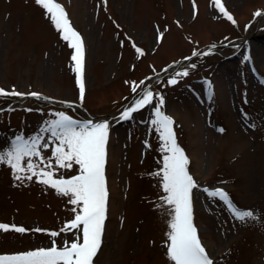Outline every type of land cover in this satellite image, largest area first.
<instances>
[{
    "label": "rangeland",
    "instance_id": "1",
    "mask_svg": "<svg viewBox=\"0 0 264 264\" xmlns=\"http://www.w3.org/2000/svg\"><path fill=\"white\" fill-rule=\"evenodd\" d=\"M57 1L83 38L84 99L73 70V49L43 6L37 0H0V87L15 85L26 93L0 95V106L14 99L10 109L0 112V150L18 132L27 137L39 131L56 111L76 119H108L109 203L94 264H169L162 244L167 217L158 206L165 193L154 175L162 167V141L151 124L156 94H163L159 106L173 117L177 142L197 181L194 223L206 250L215 264H264V0H221L235 23L215 0ZM246 55L251 59L245 60ZM169 64L171 69L148 85ZM172 75H177L175 84L168 83ZM144 86L153 90L152 105L120 119L118 113ZM32 92L72 107L28 96ZM49 135L42 133V143ZM42 151L51 156L49 149ZM76 170L74 165L61 172ZM218 187L239 208L254 209L258 216L237 219L220 197L209 194L208 189ZM47 188L34 179L14 184L10 166L0 163V222L32 229L0 230V252L51 246L53 240L62 246L73 238L62 229L74 206L67 195ZM37 228L59 234L52 237Z\"/></svg>",
    "mask_w": 264,
    "mask_h": 264
},
{
    "label": "snow or ice",
    "instance_id": "2",
    "mask_svg": "<svg viewBox=\"0 0 264 264\" xmlns=\"http://www.w3.org/2000/svg\"><path fill=\"white\" fill-rule=\"evenodd\" d=\"M37 3L43 6L55 28L60 30L63 40L69 42L73 49V70L79 85L80 100L83 101L85 49L81 33L72 26L64 7L57 0H37ZM215 6L235 23L233 14L221 0H215ZM256 14H261L260 10H257ZM159 36L162 38L163 33H159ZM136 51L143 53L144 49L137 47ZM244 59L250 60L251 56L246 55ZM188 71V68L179 69V72L184 74ZM176 82L177 75L169 77L168 83ZM141 83L143 84V81ZM8 94L26 95L19 92L15 85L11 89L0 87V95ZM30 95L39 97L41 94L32 92ZM156 97L158 103L154 108L151 124L162 141V167H158L154 175L160 178L158 186L162 187L165 193L160 197L161 203L158 205L167 217L166 238L162 241L165 256L169 264H215L194 223L192 192L194 186H197V181L188 169L189 158L177 142L173 117L162 111L159 106L164 104L163 94L157 93ZM153 100L152 88L144 87L118 115L120 119L130 118L145 105L151 106ZM244 117L248 119V113L245 112ZM109 130L108 119L78 120L61 110L55 112L54 118L45 120L39 131L27 137L18 132L12 137L10 145L0 150V163L10 166L14 184H25L34 179L45 186V191L48 190L47 186H51L57 194L67 195L70 204L74 206L72 218L64 221L62 229L64 232H72L73 238L65 239L62 246L53 240L51 246L0 252V264H94V258L103 242L106 219L108 188L105 165ZM42 133H50L47 141L43 143ZM144 143L148 144V141L145 140ZM42 149H49L51 156H45ZM74 165L78 168L74 174H62L61 169L73 168ZM208 192L213 197H220L226 207L242 222L258 216L254 209L239 208L222 187L208 189ZM0 230L24 233L32 229L22 224L0 222ZM36 231L51 233L52 237L59 234L57 230L48 228H37Z\"/></svg>",
    "mask_w": 264,
    "mask_h": 264
}]
</instances>
